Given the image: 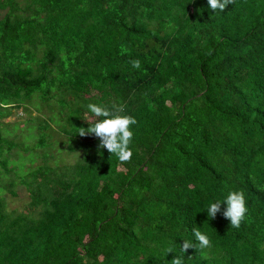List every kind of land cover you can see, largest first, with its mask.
<instances>
[{"label": "trees", "instance_id": "obj_1", "mask_svg": "<svg viewBox=\"0 0 264 264\" xmlns=\"http://www.w3.org/2000/svg\"><path fill=\"white\" fill-rule=\"evenodd\" d=\"M90 103L136 119L129 161L78 135L104 119ZM26 104L68 119L81 157L53 167L46 153L17 178L25 212L0 196V264H264V0H0V126ZM13 149L27 151L0 131L3 175ZM239 190L238 228L226 204L208 216Z\"/></svg>", "mask_w": 264, "mask_h": 264}, {"label": "rangeland", "instance_id": "obj_2", "mask_svg": "<svg viewBox=\"0 0 264 264\" xmlns=\"http://www.w3.org/2000/svg\"><path fill=\"white\" fill-rule=\"evenodd\" d=\"M34 100L37 108L39 109V101ZM27 110L24 111V108L17 107L16 105L9 106L7 110L10 112L9 115L5 116L3 119V125H1L2 137L13 141L14 143L20 144L21 151L13 149L12 151L5 153V159L9 162V168L13 169V172L9 174L0 173V196L6 198V211H17L25 212L26 206L30 203L29 193L22 186L18 179L21 175L24 176L29 173L31 170H34L36 167L43 164L42 157L46 155L53 156V158L47 161L48 165L53 167H58L61 165L73 164L78 158L79 153L74 149V144H71V141L67 138L66 131L68 130L67 120L64 117L57 119V121L50 119L55 118V110L53 112L48 111L49 117L39 116L33 105L26 104ZM28 119H32L33 123ZM90 120V118H87ZM49 121L53 123H49ZM45 122V123H43ZM40 124H44V129L42 132H38L37 127ZM61 127V128H59ZM62 132V133H61ZM41 136H44L45 143L48 144L47 149L36 148V144L40 145L42 142ZM70 148L71 150H69ZM66 149L70 153L66 152ZM66 152V153H65ZM77 153V154H74ZM79 161V159L77 160ZM16 165L18 168H14ZM58 165V166H55ZM17 175V177H16ZM11 178L15 181L14 188L9 189L11 186ZM17 179V180H16ZM9 189V190H8ZM14 191L16 195H12L11 191ZM38 212V209L35 210V213Z\"/></svg>", "mask_w": 264, "mask_h": 264}, {"label": "clouds", "instance_id": "obj_3", "mask_svg": "<svg viewBox=\"0 0 264 264\" xmlns=\"http://www.w3.org/2000/svg\"><path fill=\"white\" fill-rule=\"evenodd\" d=\"M233 3L234 0H208V5L212 10L219 9L220 11H223L227 5ZM127 51L122 46L121 54H125ZM131 63L137 69L141 66V62L138 59L131 61ZM87 108L95 117H103L104 119L97 120L94 124H90L86 120L90 126L87 129L83 127L79 128L78 135L82 137L86 135L98 137L100 141L98 148H106L109 153L116 154L122 163L129 161L132 156V150L129 145L133 137V132L130 129L132 125L137 123L136 119L133 116L122 114L124 113L123 105L113 104L108 106L90 103L87 105ZM75 150L79 153L78 159L80 160L81 153L77 149ZM77 160L73 164H76ZM222 203L226 204V209L222 213L223 216L230 220L231 227L238 228L247 212L244 192L242 190L231 191L223 201L217 200L211 203L207 208V214L211 219H214L217 213L221 212ZM193 233L196 240L199 241L200 248L211 246L209 237L202 234L199 228H194ZM189 248H194V246L190 242L184 241L181 251L185 253ZM169 252H173V250L168 248L167 253ZM171 264H183V258L177 256L171 261Z\"/></svg>", "mask_w": 264, "mask_h": 264}]
</instances>
